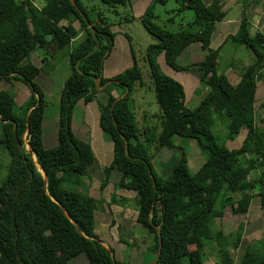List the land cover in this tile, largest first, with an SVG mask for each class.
<instances>
[{"label": "trees", "instance_id": "trees-1", "mask_svg": "<svg viewBox=\"0 0 264 264\" xmlns=\"http://www.w3.org/2000/svg\"><path fill=\"white\" fill-rule=\"evenodd\" d=\"M101 1L113 7L128 6L135 19L131 0ZM168 1L153 0L140 19L157 40L147 58L163 115L159 144L172 150L176 147L174 137L191 139L208 156L192 175L181 149L179 162L170 177L163 179L139 140L131 109L132 90L141 83L135 58L122 73L111 79L103 76L104 62L113 48V34L105 20L97 16L98 22L93 21L90 12L94 9L85 6V0H0V83L21 81L30 90L20 106L12 91H0L1 143L11 157L6 181L0 188V264H68L82 254L90 264H131L117 260L114 250L106 248L96 235L99 201L65 187L79 186L78 182H67L66 177H84L96 162L91 144L73 133L72 121L77 103L82 99L92 102L101 87L108 99L100 108V127L112 141L114 152L111 165L104 170L101 190L115 171L120 184L137 193V223L154 238L146 252L151 256L148 261L143 258L141 264H206L205 250L211 243L221 254L214 264H232L224 243L238 247L244 228L223 236L216 222L218 212L232 207L236 215L248 213L255 189H260L258 196L264 205V120L259 127L255 111L257 80L264 71V35L252 37L243 11L238 32L213 50L216 25L226 16L222 0L210 4L175 0L176 14L192 10L195 16L191 24L177 32L153 21L158 17L156 6H165ZM79 40L70 52L72 73L60 93L58 145L46 149L43 121L49 103L36 78L48 64V57L53 61ZM50 42L56 43L55 56L48 53ZM194 43H201L204 59L181 64L180 56ZM228 43L244 46L255 58L236 83L218 70L221 50ZM32 53L41 55L42 68L32 63ZM161 54L176 72L197 68L201 73L200 80L208 91L195 109L187 107L183 88L160 72L157 58ZM110 85L121 87L124 96L113 97ZM215 114H222L228 121L230 140L246 132L238 149L231 150L217 141L212 130ZM144 134L149 137V130ZM25 138L36 162L24 147ZM256 169L260 175L251 180ZM236 195L241 197L236 199ZM120 241L125 243L121 237ZM255 241L247 246L241 264H264V237L261 246Z\"/></svg>", "mask_w": 264, "mask_h": 264}, {"label": "rangeland", "instance_id": "rangeland-1", "mask_svg": "<svg viewBox=\"0 0 264 264\" xmlns=\"http://www.w3.org/2000/svg\"><path fill=\"white\" fill-rule=\"evenodd\" d=\"M133 1L135 2L136 0ZM204 1L206 3H209L212 0ZM247 1L249 2V5L252 4V1ZM259 3L264 4V0H255V4L258 5ZM240 4L242 5V1ZM85 6H87L89 9H94V11L90 12L93 21L98 22L97 16H99L100 18L104 19L105 22L111 28V32L113 34V48L111 50V53L113 54V57L109 58L108 62H106L107 68L111 70L110 73H122L123 71L132 66L133 57L136 60L139 72L141 74V83H136L132 90L131 109L135 115L134 117L136 119V124L138 128L139 140L142 142V144L146 148V151L151 156L155 172L160 178H169L173 171V168L181 158L180 154L182 149L188 161L189 171L192 175H195L197 171L201 168L203 163L206 161L208 156L206 151H202L199 148L195 140L174 137L172 141L176 147L172 150L164 148L159 144L158 138L164 125L163 115L161 108L156 101L154 85L151 76V68L147 58V52L151 46L150 43H156L157 40L146 31L140 20L132 19V15L128 6L118 5L113 7L102 3L101 0H85ZM261 6L262 8L259 9L260 13H258V15L256 16H258L264 21V5ZM177 7L178 4L175 2V0H169L165 6L157 5L155 13L158 17L154 18L153 21L156 24L172 32H177L183 28H186L188 24H191L193 22L195 17L194 12L192 10H186L180 14H176L174 11L177 9ZM239 8L241 11H243L244 9L241 6ZM240 10L236 6L234 9L231 10L229 15L231 17H233L234 15L238 16L239 14H241ZM122 32L124 33L122 34ZM125 34L127 36H123ZM262 34H264V30L262 31ZM121 37H123V39ZM49 39L51 40V38ZM80 41L81 40L75 42L70 48L63 49L53 61L50 57H48V64H46L47 68L45 67L44 71L53 72L54 77L56 78V81L58 83H60V80L62 79V73L66 69H68V64L70 69L71 49L73 47H76L80 43ZM217 44L218 42L217 40H215L213 47L216 48ZM241 51L243 52V54H240ZM200 53H203V51L201 50L198 55H200ZM30 56L31 60L32 58L37 56L40 58L41 61V55L39 53H32ZM200 57L195 59L196 62H199ZM254 59L255 58L253 54L244 46H238L233 43L224 44L221 50L220 59L218 61V70L220 73H223L225 75H228L229 70L230 76L237 77L241 75L244 66L248 67L249 65H251L254 62ZM232 60H236L235 63ZM179 61L183 65L184 63H187L183 62L182 57L179 59ZM158 65L162 74L185 81L187 87L186 105L191 109H195L196 107H198V101L202 97L201 91H208V87L206 88V86L201 83V80H199L201 73L197 70V68L192 69V71L190 72L192 77L189 78L186 76L185 73H177L174 69L169 67L163 60H161V63H158ZM230 65H232V69L234 71H231L228 68L230 67ZM261 77L264 78V71L261 73ZM194 84H197L199 86L197 88H194ZM25 86L26 85L21 81H12V84L3 81L0 83V91L10 89V91H12L14 94L18 93L19 95H21V89ZM110 87H113V85H110ZM113 91L120 93L122 89L121 87H113V89H111V93ZM260 96L262 97L261 88L258 90L259 101L261 100ZM48 103L49 106L47 108V113L44 120L43 143L46 149H52L58 145L57 143H55L56 137H54V133L56 132V127L58 123L57 112L60 108L58 103V96L55 95L48 101ZM257 116H260L261 118L260 110ZM214 117L216 119V122L212 130L217 138V141L220 144H225L231 150L238 149L240 147L239 141L241 136H239L237 139L230 140L228 138L229 131L228 121L226 120V118L223 117L222 114H215ZM79 120H81V116L76 118V121L79 122ZM145 130H149V137L145 136ZM92 132L94 134V131ZM103 134L108 142H112L107 134H105L104 132ZM1 138L2 128L0 126V188L6 181L11 165V157L4 145L1 143ZM24 143V147L28 150L26 138ZM101 149H103L102 156L104 157V153L109 152V147L105 146L104 148L102 146ZM96 163L97 158L94 164ZM255 178L256 175L252 174L251 180ZM66 181H75L79 183V186L65 184V187L67 189L77 191L84 195H88V193L85 192L83 189V183L85 181H91L92 184H95L98 180H95V178H91L87 175L84 177L67 176ZM259 191L260 189H255V191L252 192V194H255V197L252 198V203L250 207L251 211H249L248 213L236 215L233 213V208L229 207L226 208L224 212L221 211L217 214V226L220 225L219 228L221 229L223 236H228L234 233L239 227L244 228V234L241 243L238 247L232 245L231 242L224 243L226 247L230 250L232 264H241L246 252V248L251 242L256 240L255 242H257L258 246H261L262 244V241L260 240L263 236L264 205H262L261 197L258 196ZM240 197V195H236V199H239ZM125 202L126 201L121 202L118 200L117 202H115V200L112 199L108 203V208L113 213H115V208H122L125 210L127 209L131 214L138 210L137 201H127V204L124 205ZM101 207L102 205H98V211L101 210ZM116 213L114 214L115 218H117ZM99 215H101V213ZM95 222V233H97L99 238L108 241L107 247L109 249L114 250V255L117 254L115 256L117 260L123 259L125 261L129 258V261H133L132 264H134V262L140 263L143 257L145 261H148L151 256V253H142L140 251V249H142V246L145 249V242L149 239L147 229L143 228L139 224H136V228H132V232L121 231L120 233H115L112 237L109 233V230L111 229L109 226L107 227L105 224L100 222L99 219L95 220ZM119 236L125 241L126 244V249H124L123 251H121L117 239ZM123 246L125 247V245ZM131 251H133V253H131ZM205 252L206 264H214L221 255L218 247L214 243L207 245V249L205 250ZM68 264L90 263L87 260L86 256L82 254L77 258L71 260Z\"/></svg>", "mask_w": 264, "mask_h": 264}, {"label": "crops", "instance_id": "crops-1", "mask_svg": "<svg viewBox=\"0 0 264 264\" xmlns=\"http://www.w3.org/2000/svg\"><path fill=\"white\" fill-rule=\"evenodd\" d=\"M212 1L209 3H206L204 1V3L210 4V3H212ZM228 1H229V3H228ZM241 1H242V5L240 4ZM251 1H252V4H250V5H249V2L247 0H225V1H222L223 2V10L226 12V16L221 22L217 23V25H216V29H215V32H214L213 37H212L211 49L217 50L219 47L222 46V44L225 42V40L229 36L235 35L238 32L240 22L242 19V12L243 11L246 13L247 17L249 16L248 17L249 29H250V34L252 35V37H254L257 33H262V31L264 30V21L256 15H258V13H260L259 9L262 8L261 5H264V4L259 3L257 5V4H255V0H250V2ZM152 2H153V0H136L135 2L133 0H131V11H132V14L134 15L135 20H140L142 18L146 9L148 8V6H150V4H152ZM236 6L238 7L239 10H240V8H239L240 6L243 7L244 9H243V11L240 10L241 14H239L238 16L234 15L233 17H231L229 14H230L231 10L234 9ZM123 33L124 32H122V34ZM123 36H127V35L125 34ZM121 38L123 39V37H121ZM215 40H217V42H218L216 48L213 47ZM150 44L154 45L155 43H150ZM47 49H48V53L51 56H55L57 54V46H56L55 42H52L51 44H47ZM201 50H202L201 49V43H194L188 47L186 52L183 55H181L180 58L182 57L183 62H187L185 64L189 65V64L195 63L196 62L195 59L199 58L201 55L200 60H199V62H201L206 55V53L204 51H203V53H200V55H198V53ZM241 53L243 54L242 51L240 52V54ZM112 55L113 54L110 52L109 56L106 58V60L104 62L103 76L106 79H111L114 76L120 74V72L117 74L116 73L115 74L110 73L111 70L108 69L106 66V62H108L109 58L113 57ZM161 60L165 61V57L163 54H161L157 58V63H161ZM31 61L35 66L42 68V64H41L42 62L40 61L39 57L35 56L34 58H32ZM232 61L235 63L236 60H232ZM228 68L231 71H234L232 69V65H230V67H228ZM244 68H246V66H244ZM191 71H192V69L189 71H182V73H185L187 77L191 78L192 77L191 73H190ZM71 73H72L71 64H70V69H69V64H68V69H66L62 73V79L60 80V83H58L56 81V78L54 77L53 72H51V71L45 72L44 69L41 71V73L36 78V83L41 87V89L45 93L47 101H49L51 98H53L55 95H57L58 96V103L60 106V93L64 87L65 81L71 75ZM177 73H180V72H177ZM261 73L259 74V77L257 80V92H256V100H255L256 120H257V125L259 127H263L261 120H264V106H262V104L264 103V78L261 77ZM227 76L231 79V81L233 83H236L240 78V76H237V77L230 76L229 70H228ZM167 77L176 81L183 88V90L185 92L186 104H187V87H186L185 81L178 79V78H173L170 76H167ZM201 83H203V82L201 81ZM198 86L199 85H197V84L193 85L194 88H197ZM206 88H207V86H206ZM260 88L262 90V97L260 96L261 100L259 101L258 100V90ZM8 90H10V89H8ZM200 91H201V85H200ZM123 92H124L123 90L120 91V93L113 91L112 96L119 99V98L124 96ZM201 92H202L201 93L202 97H201V99H199V101H198L199 103L202 101V99L206 95L207 90L205 92H204V90H202ZM14 95L16 98L17 105H21L29 97L30 90L28 89L27 86H25L21 89V95H19L18 93L14 94ZM107 99H108V94L106 92H104V87H101V88H97V92L95 93L94 99L92 102L85 103L83 99L80 100L74 109L72 129H73V133L75 134V136L78 139L91 144L93 152L95 154V157L97 158V163L89 167L87 175L90 176L91 178H95V180H98V181L95 184H92L91 181L90 182L85 181L83 183V185H84L83 189L85 192L88 193V195L90 197L94 198L95 200H98L100 206L102 205L101 210L98 211V209H97L95 211V220L99 219L100 222L105 224L107 227L109 226L111 228L109 230V233L113 237L115 233H118V232L120 233L121 231L132 232V228H136V224H138L137 223L138 210L131 214L127 209L125 210L122 208H115V213L117 212L116 213L117 218H115V216H114L115 213L111 212L110 209L108 208L109 201L112 199L115 200V202H117V200L121 201V202L126 201L124 203V205H126L127 201L136 202L138 200V196H137V193L135 191H133V190L127 188L126 186H123L120 184V179H121L120 175L115 171L112 172L110 179H109V183L107 184L105 189L101 190L102 182H104V180H105L104 170L106 167H109L111 165L112 160H113V156H114V154H113V143L108 142L105 139L102 128L100 127V108L102 105H105L107 103ZM47 108H46L45 116L47 113ZM59 110H60V108H59ZM59 110L57 112V118H58L57 122L58 123H57V127H56V132L54 133V137H56L55 143H57V144H58V133H59V113H60ZM259 110L261 112V118H260V116H257ZM45 116H44V120H45ZM79 116H81V120H79V122H78V121H76V118ZM92 131H94V134ZM43 134H44V121H43ZM245 135H246V132L242 131L235 138V139H237L239 136H241L240 141H239L240 146H241L242 142L244 141ZM93 136H94V139H93ZM102 146L104 148H105V146L109 147V152L104 153L105 158L102 156V153H103V149H101ZM252 174L256 175V177H259V175H260L259 171L257 169L252 171ZM249 211H251V208ZM100 213H101V215H99ZM114 225H116V226H114ZM96 235H97V233H96ZM99 239L101 240L103 245L106 248H108L107 247L108 241L105 239H101V238H99ZM117 239H118L121 251L126 249V244L122 243L120 241V236ZM153 244H154V238L149 235V239L145 242V245H146L145 249L142 246V249H140V251L142 253H146L147 250L150 249L151 246H153ZM123 245H125V247ZM131 253H133V251H131ZM116 255L117 254H115V256ZM129 260L130 259L128 258L125 261L131 262ZM120 261H124V260L121 259ZM143 261L144 260L142 257V260L140 263L134 262V264H141ZM132 262H131V264H132Z\"/></svg>", "mask_w": 264, "mask_h": 264}, {"label": "water", "instance_id": "water-1", "mask_svg": "<svg viewBox=\"0 0 264 264\" xmlns=\"http://www.w3.org/2000/svg\"><path fill=\"white\" fill-rule=\"evenodd\" d=\"M126 145H127V142H126ZM27 146H28V152H29L31 158L33 159L34 162H36V158H35V156H34V153L32 152V149H31V147H30V144L27 143ZM37 166H38V168L40 169V171H41V173L43 174V176L45 177V172H44V170H43L39 165H37ZM263 237H264V220H263ZM113 261H114V260H113ZM113 263L115 264V261H114Z\"/></svg>", "mask_w": 264, "mask_h": 264}]
</instances>
